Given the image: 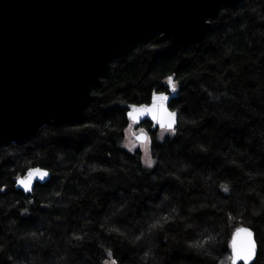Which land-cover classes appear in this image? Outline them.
<instances>
[{"label":"trees","instance_id":"16d2710c","mask_svg":"<svg viewBox=\"0 0 264 264\" xmlns=\"http://www.w3.org/2000/svg\"><path fill=\"white\" fill-rule=\"evenodd\" d=\"M210 20L185 46L160 33L129 45L80 120L0 145V264H105L109 252L116 264H229L242 226L255 232L252 264H264V0L224 4ZM168 76L178 123L162 139L142 123L148 166L124 145L125 114L170 92ZM32 167L50 178L27 194L16 181Z\"/></svg>","mask_w":264,"mask_h":264},{"label":"water","instance_id":"95a60500","mask_svg":"<svg viewBox=\"0 0 264 264\" xmlns=\"http://www.w3.org/2000/svg\"><path fill=\"white\" fill-rule=\"evenodd\" d=\"M237 1L0 0V145L26 140L45 124L80 120L111 58L157 33L175 46L196 42L221 7ZM169 95L172 110L176 91ZM28 170L16 181L27 194L50 178L46 169L49 175L25 190L18 180ZM230 243L232 255L256 247V258L252 228H237Z\"/></svg>","mask_w":264,"mask_h":264},{"label":"snow or ice","instance_id":"6c2138e0","mask_svg":"<svg viewBox=\"0 0 264 264\" xmlns=\"http://www.w3.org/2000/svg\"><path fill=\"white\" fill-rule=\"evenodd\" d=\"M166 83L169 86L171 92H175L177 89L176 82L172 76L166 78ZM170 100L169 92H153L151 95L150 104H133L129 106L128 111L126 112V117L131 123L128 124V128L125 130L128 132L131 139L129 147H133L137 144L144 145L146 155L148 153V147L151 144L152 137L149 135L148 131L144 128H140L138 131L134 130L133 125H137L144 118H150L153 122V127H159L162 131L158 139H162L164 132L168 131L171 133L176 132V125L178 119V112L172 111L168 107ZM145 163L148 166H152L155 162L151 158H146ZM49 175V172L46 169L32 168L29 169L26 176L21 177L18 180V183L28 191L32 190L34 182L36 180H43ZM256 247L253 251L245 255L243 253L237 254L233 253L229 259L233 260L235 264H252V261L255 259ZM109 255H113L112 252H109ZM112 264H116V261H113Z\"/></svg>","mask_w":264,"mask_h":264},{"label":"rangeland","instance_id":"374dc122","mask_svg":"<svg viewBox=\"0 0 264 264\" xmlns=\"http://www.w3.org/2000/svg\"><path fill=\"white\" fill-rule=\"evenodd\" d=\"M133 128L134 130L138 131L139 129H137L136 125H133ZM131 139L128 132L126 131V137H125V141H124V145L125 147H127L128 149H136V148H140L142 150V153H143V157H144V160L146 158H151V154H150V145L147 146L148 147V153L146 155V152H145V147L144 145H140V144H137L133 147H129V144L131 143ZM152 159V158H151ZM115 261L111 256L107 259V261L105 262V264H112V262Z\"/></svg>","mask_w":264,"mask_h":264},{"label":"clouds","instance_id":"9594fccd","mask_svg":"<svg viewBox=\"0 0 264 264\" xmlns=\"http://www.w3.org/2000/svg\"><path fill=\"white\" fill-rule=\"evenodd\" d=\"M173 134H174V133H173ZM105 170L107 171V169H105ZM221 188L223 189L224 192H228V191H229V185H228V183H227V182L222 183V184H221ZM57 195H59V193H57ZM206 239H207V238H206ZM189 246H190V247H193V246H195V245H194V244H190ZM145 255H147V253H146ZM228 260H229V264H231L232 260L229 259V258H228Z\"/></svg>","mask_w":264,"mask_h":264},{"label":"flooded vegetation","instance_id":"af4514ba","mask_svg":"<svg viewBox=\"0 0 264 264\" xmlns=\"http://www.w3.org/2000/svg\"><path fill=\"white\" fill-rule=\"evenodd\" d=\"M137 127V129H139V128H144V127H142V123L139 125V126H136ZM145 129V128H144Z\"/></svg>","mask_w":264,"mask_h":264}]
</instances>
